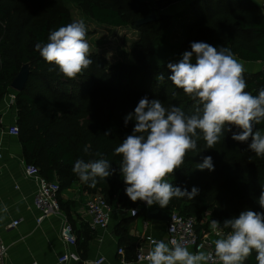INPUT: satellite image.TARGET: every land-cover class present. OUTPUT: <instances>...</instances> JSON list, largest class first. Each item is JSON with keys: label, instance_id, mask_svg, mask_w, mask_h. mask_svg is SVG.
<instances>
[{"label": "trees", "instance_id": "trees-1", "mask_svg": "<svg viewBox=\"0 0 264 264\" xmlns=\"http://www.w3.org/2000/svg\"><path fill=\"white\" fill-rule=\"evenodd\" d=\"M175 1L166 0L165 4ZM15 3L16 0H0V101L8 95V89L21 67L27 65L25 86L14 96L15 124L19 131L17 139L24 162L38 167L45 179L56 180L59 193L78 181L83 191L102 196L111 207L120 205L143 211L142 202L133 203L125 195L126 185L119 174L122 158L114 151L127 135L132 134L134 128V121L125 125L124 119H117L119 100H140L146 96L149 100L159 99L165 107L175 105L186 114H192L196 106L190 97L167 80L171 75L167 69L169 61L158 63L154 60L160 47L169 48L152 39L166 27L165 19L156 18L148 24L135 27L142 29L149 38L146 56L144 53L141 55L142 65L136 68L122 65L120 74L114 77L113 69L103 74L105 65L101 64V60L90 57L93 63L89 68L75 79H68L35 51V44L46 43L50 31L74 21L68 10L58 7L43 16L45 7L40 5L20 17L15 13ZM189 7L193 11V19L188 25L187 37L175 49L176 61L172 63L177 62L185 50H191L192 42L202 41L216 47L230 48L242 62L262 64L264 16L256 2L193 0ZM89 14L95 23L102 26L123 28L129 25L112 8L92 4ZM49 68L53 70L49 71ZM126 72L131 75L128 83L124 82L123 75ZM160 73L164 74V81L157 78ZM244 78L246 90L252 94L264 88V78L260 72H244ZM78 82L91 85L95 92L102 91L113 98L110 120L116 125L113 130L109 128L112 133L108 136L104 135L109 131L108 128L97 132L93 129L83 131L77 123V118L87 106L86 102H90V97L80 91L66 93L69 86H75ZM72 101H78L81 105L78 111L70 113L66 106L74 103ZM255 128L264 129V122ZM239 131L233 127L232 131L225 132L220 142L211 149L202 138L199 139L196 150L189 151L181 168L167 178L174 186L188 191L197 187L199 194L196 197L192 200L173 198L164 208L159 205L152 207L160 208L168 215L177 210L179 215L197 219L202 211L212 208L213 218L217 221L238 216L244 210L264 211L259 206V197L264 190V157H257L247 150V143L231 138L233 132ZM205 156L212 157L214 170L211 172L196 168ZM101 158L107 159L116 173L106 179H98L94 188L88 187L73 172L74 163L77 159L89 161ZM132 219L131 216L127 217L120 225H126ZM255 257L253 251L244 264H258Z\"/></svg>", "mask_w": 264, "mask_h": 264}, {"label": "clouds", "instance_id": "clouds-1", "mask_svg": "<svg viewBox=\"0 0 264 264\" xmlns=\"http://www.w3.org/2000/svg\"><path fill=\"white\" fill-rule=\"evenodd\" d=\"M86 36L85 22L73 21L50 31L47 42L36 43L35 51L61 75L75 79L93 63ZM190 49L177 62L167 64L171 73L167 80L195 102L193 113L186 114L175 105L165 107L159 99L149 100L145 96L134 112L124 117L125 125L134 121V128L114 151L122 158L119 174L126 185L125 195L133 203L140 201L149 207L164 208L173 198L196 197L197 187L188 191L174 186L167 178L181 168L187 153L196 150L201 138L211 149L225 132L235 127L240 131L233 132L231 138L247 143V150L264 157V133L255 128L264 122V88L255 95L246 90L244 65L230 48L196 41ZM157 78L165 80L163 73ZM196 168L213 171L212 157L205 156ZM72 170L91 188L98 179L116 173L103 158L77 159ZM259 206L264 209V190ZM211 228L219 233L212 252H192L175 240H152L148 264H244L253 251L258 264H264V211L244 210L225 219L222 225L211 220ZM85 264L94 262L88 260Z\"/></svg>", "mask_w": 264, "mask_h": 264}, {"label": "crops", "instance_id": "crops-1", "mask_svg": "<svg viewBox=\"0 0 264 264\" xmlns=\"http://www.w3.org/2000/svg\"><path fill=\"white\" fill-rule=\"evenodd\" d=\"M9 105L10 99L7 97L0 101V149L3 155L0 161V243L6 247L4 263L57 264V257L64 251L59 240L61 218L51 217L40 224L36 223L40 213L32 203L35 185L22 175L21 162L24 160L17 137L6 134L7 128L16 123L14 105ZM91 196L93 194L82 190L78 181L59 193L61 214L72 225L76 236V244L70 250L78 253L83 261L104 257L101 264H148L137 262L135 253L145 237H164L165 222L146 217V213L153 207L142 202L144 210L138 209V214L131 217L133 219L130 223L120 225L130 217V209L120 205L113 206L107 229L94 230L89 226L84 206ZM13 221L19 223L8 228ZM196 231L199 236L212 234L211 221L209 223L200 219ZM210 237L215 241L219 236ZM152 247L153 245L144 244L146 251H150ZM118 248L123 249L124 255L118 254ZM189 250L193 252V249Z\"/></svg>", "mask_w": 264, "mask_h": 264}, {"label": "rangeland", "instance_id": "rangeland-1", "mask_svg": "<svg viewBox=\"0 0 264 264\" xmlns=\"http://www.w3.org/2000/svg\"><path fill=\"white\" fill-rule=\"evenodd\" d=\"M192 1L177 0L172 4H165L166 0H16L14 8L15 13L20 17L28 10L40 5L45 7L43 16L51 9L52 11L58 7L67 9L74 21L83 20L85 22L87 28L86 39L91 46V59L95 57L101 60V64L105 65L106 69L105 72L103 71V74L106 75L113 69L114 77H117L120 74L122 65L127 66V68H136L142 65L140 63L142 61L141 55L144 53L146 56L149 38L142 32V29L135 28L138 27L135 23L151 14L154 15L155 19L163 17L167 23L161 34L156 38L152 36V39L159 41L161 45L169 47L168 49L160 47L156 52L154 60L158 61V63H163L172 62L176 59L175 49L187 37V28L193 19V11H190L189 7ZM250 1L256 2L259 5L260 11L264 16V10L261 7L264 5V2H262L264 0ZM92 4L115 9L128 21L129 25L123 28H116L95 23L89 14V7ZM242 63L245 72L251 74L260 72L261 63ZM24 66L27 65H23L21 68ZM123 76H125L124 82L128 83L131 80V75L127 72ZM168 88L170 87L168 86ZM75 90L90 97V102H86L87 106H85V110L77 118V123L81 129L83 131L93 129L96 132L107 128L109 131L110 129L113 130L116 125L110 120L113 98L102 91L99 93L95 92L93 86L87 85L84 82H78L75 86H69L66 93H72ZM16 92L10 85L7 92L8 95L4 98L10 99V96H15ZM158 92H161V90H158ZM72 102L74 103L67 104L66 106V109L70 113L78 111L81 105L78 101ZM138 102L139 100H119V116L117 119L122 120L127 114L134 112ZM258 130L264 133V129ZM110 133L112 132L110 131ZM222 194L225 195L224 192ZM175 211L177 213V210ZM199 218L210 223L211 220H214L213 209H205ZM219 222L222 225L223 221Z\"/></svg>", "mask_w": 264, "mask_h": 264}, {"label": "built area", "instance_id": "built-area-1", "mask_svg": "<svg viewBox=\"0 0 264 264\" xmlns=\"http://www.w3.org/2000/svg\"><path fill=\"white\" fill-rule=\"evenodd\" d=\"M264 10V5L261 6ZM14 105V96H10V105ZM18 127L16 124L10 125L6 134L8 136L17 137ZM2 153L0 149V161L2 160ZM2 165L0 163V170ZM21 172L24 178L31 180L35 185V192L33 195L32 203L34 208L39 211L40 215L36 219V223L40 224L44 219L51 217L61 218V224L59 228V240L63 246V253L57 257V264H71L83 261L78 253L71 251L70 247L75 246L76 236L72 225L64 218L61 214L59 204V184L56 180L49 181L42 177L40 170L33 164H27L24 161L21 162ZM85 211L89 217V226L91 229H102L106 230L109 222L110 215L112 213L111 206L105 201L100 195H93L88 198L84 204ZM135 210V212H133ZM131 217H135L138 214L137 209H130L128 211ZM195 217H187L179 215L176 212H172L168 215V221L165 222L164 237L161 239H154L150 236L143 239V243L139 244L135 253V260L137 262H148L147 253L144 249V244L149 246L152 245V240H164L166 243L172 240L180 242L188 249H193V252L203 250L206 252H212L214 249V240L211 239L210 235L219 236V233L213 230L212 234H205L199 236L196 227L199 224V220ZM19 221H13L8 228L17 226ZM119 255H124L122 248L117 250ZM6 257V247L0 243V264L4 263ZM105 260L104 257H99L92 260L94 264H101ZM36 264V263H33Z\"/></svg>", "mask_w": 264, "mask_h": 264}, {"label": "water", "instance_id": "water-1", "mask_svg": "<svg viewBox=\"0 0 264 264\" xmlns=\"http://www.w3.org/2000/svg\"><path fill=\"white\" fill-rule=\"evenodd\" d=\"M154 15L151 14L147 17H144L138 21H136V26H142L145 24H148L152 21H154ZM260 73L262 74L264 78V61L261 64L260 68ZM28 77V66H24L23 68L20 69L18 75L15 77V79L11 83V88L14 89L15 91L19 92L22 91L25 83L27 81ZM146 217L150 220L154 221H160V222H167L168 221V213L162 209L158 208H153L152 210L148 211L146 213ZM76 264H84L83 262H78Z\"/></svg>", "mask_w": 264, "mask_h": 264}]
</instances>
